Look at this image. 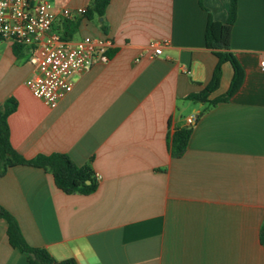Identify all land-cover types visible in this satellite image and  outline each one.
I'll list each match as a JSON object with an SVG mask.
<instances>
[{"label": "crops", "instance_id": "1", "mask_svg": "<svg viewBox=\"0 0 264 264\" xmlns=\"http://www.w3.org/2000/svg\"><path fill=\"white\" fill-rule=\"evenodd\" d=\"M48 1L58 10L92 4ZM229 6L111 0L103 18H80L72 41L107 38L114 54L76 76L55 109L25 85L35 74L28 49L0 39V107L17 102L8 119L13 148L26 159L63 153L99 176L95 193L67 195L42 169L10 168L0 206L29 246L77 264H264V0H239L231 46L245 74L240 90L210 108L187 100L209 85L218 63L205 41L209 15L225 23ZM62 23L59 16L55 30ZM154 40L167 45L150 58ZM222 70L211 100L229 89L233 69ZM187 126V150L173 158L170 138ZM0 264H29L3 219Z\"/></svg>", "mask_w": 264, "mask_h": 264}, {"label": "trees", "instance_id": "2", "mask_svg": "<svg viewBox=\"0 0 264 264\" xmlns=\"http://www.w3.org/2000/svg\"><path fill=\"white\" fill-rule=\"evenodd\" d=\"M111 0H92L91 6L84 18L91 21L93 18H103ZM239 0H230L227 20L225 23L217 22L209 15L205 41L206 46L218 59L211 82L200 93L187 97L188 101L201 103L207 108L218 104L228 103L240 90L244 81V70L232 51V31L238 18ZM81 20L63 21L61 30L64 41H72L74 34L78 31ZM18 47V46H17ZM114 52L109 53L111 57ZM224 64H230L233 69V77L228 91L215 99H210L220 87L222 79V68ZM17 109L14 98L7 100L0 107V179L8 170L16 166L33 167L44 170L53 176L55 185L67 195L80 194L91 195L97 191L98 179L89 166H78L72 159L63 153H52L49 155H38L32 159L21 156L12 146L10 140V128L8 119ZM193 134V127L187 126L176 130L170 138V150L173 158H181L188 147ZM0 219L7 222V237L13 249L18 250L26 256L29 264H77L74 259L57 261L43 248H34L27 244L19 222L6 209L0 206ZM261 244L264 246V223L260 231Z\"/></svg>", "mask_w": 264, "mask_h": 264}, {"label": "built area", "instance_id": "3", "mask_svg": "<svg viewBox=\"0 0 264 264\" xmlns=\"http://www.w3.org/2000/svg\"><path fill=\"white\" fill-rule=\"evenodd\" d=\"M87 11L88 8L67 7L58 10L48 0H0V39L28 49L29 63L35 74L25 85L50 109L57 108L73 91L76 76L89 71L96 62L107 64L110 61L112 40L85 37L79 41H64L55 30L59 16L63 21H76L84 18ZM165 45L166 42L151 41L147 54L157 58ZM194 121L193 117L188 119L190 125Z\"/></svg>", "mask_w": 264, "mask_h": 264}]
</instances>
